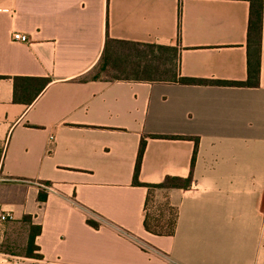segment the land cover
<instances>
[{
	"label": "crops",
	"instance_id": "obj_1",
	"mask_svg": "<svg viewBox=\"0 0 264 264\" xmlns=\"http://www.w3.org/2000/svg\"><path fill=\"white\" fill-rule=\"evenodd\" d=\"M248 12L247 0H0V212L14 214L0 264H264V0L255 87L92 77L119 39L177 47L178 77L246 81ZM15 77L48 82L15 101ZM142 137L139 182L192 176L156 191L177 206L171 236L143 227Z\"/></svg>",
	"mask_w": 264,
	"mask_h": 264
},
{
	"label": "trees",
	"instance_id": "obj_2",
	"mask_svg": "<svg viewBox=\"0 0 264 264\" xmlns=\"http://www.w3.org/2000/svg\"><path fill=\"white\" fill-rule=\"evenodd\" d=\"M249 2L248 22H247V70L246 81L214 80L185 77L177 75L178 49L173 46L140 43L128 40L107 39L97 66V71L92 75L94 79L104 78L106 80H143V81H178L181 84H212L221 86H249L255 87L259 84L260 55L262 43V20H263V0H247ZM47 79L33 77L14 78V100L21 101L23 95L31 89L33 85L38 88L32 92V99L47 84ZM34 96V97H33ZM152 137L177 139L183 136L177 135H152ZM146 141L142 137L133 173V184L145 186L147 195L144 203V229L152 234L161 236H171L175 232L178 216L176 205H172L168 199H164L155 209L156 191H167L170 189H187L191 186L192 176L179 177L167 176L160 183H141L138 174L141 166ZM196 149L194 150L191 167L194 165ZM45 196L40 193L39 200H44ZM87 223L95 229L100 226L99 222L87 219ZM33 242L34 235L40 232V226H32ZM33 249L34 246L32 245Z\"/></svg>",
	"mask_w": 264,
	"mask_h": 264
},
{
	"label": "built area",
	"instance_id": "obj_3",
	"mask_svg": "<svg viewBox=\"0 0 264 264\" xmlns=\"http://www.w3.org/2000/svg\"><path fill=\"white\" fill-rule=\"evenodd\" d=\"M12 39L14 41H18L21 43H28L29 42V36L25 33H21L18 31H15L12 33ZM14 220V214L12 211H7V210H2L0 212V221L4 222V221H12ZM7 264H20L18 262H16V260H7Z\"/></svg>",
	"mask_w": 264,
	"mask_h": 264
},
{
	"label": "rangeland",
	"instance_id": "obj_4",
	"mask_svg": "<svg viewBox=\"0 0 264 264\" xmlns=\"http://www.w3.org/2000/svg\"><path fill=\"white\" fill-rule=\"evenodd\" d=\"M164 199L160 196L155 197V202L153 203V208L157 207L159 204H162Z\"/></svg>",
	"mask_w": 264,
	"mask_h": 264
}]
</instances>
